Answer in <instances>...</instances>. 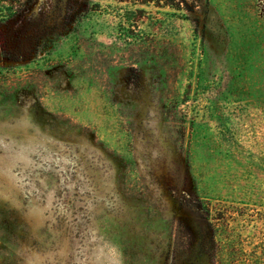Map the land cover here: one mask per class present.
<instances>
[{
    "label": "rangeland",
    "instance_id": "obj_1",
    "mask_svg": "<svg viewBox=\"0 0 264 264\" xmlns=\"http://www.w3.org/2000/svg\"><path fill=\"white\" fill-rule=\"evenodd\" d=\"M100 2L0 58V264H188L193 198L264 208V0L131 26Z\"/></svg>",
    "mask_w": 264,
    "mask_h": 264
},
{
    "label": "trees",
    "instance_id": "obj_2",
    "mask_svg": "<svg viewBox=\"0 0 264 264\" xmlns=\"http://www.w3.org/2000/svg\"><path fill=\"white\" fill-rule=\"evenodd\" d=\"M105 1V11L130 26L147 19L145 7L173 14L197 7L196 0ZM102 10L100 0H0V58L19 62L46 54L86 17ZM148 19L150 24L158 21ZM188 208L204 224L201 232L188 221L179 225L180 247L190 251L188 264H264V208L200 198H193Z\"/></svg>",
    "mask_w": 264,
    "mask_h": 264
}]
</instances>
